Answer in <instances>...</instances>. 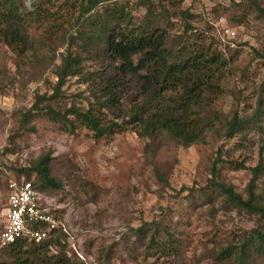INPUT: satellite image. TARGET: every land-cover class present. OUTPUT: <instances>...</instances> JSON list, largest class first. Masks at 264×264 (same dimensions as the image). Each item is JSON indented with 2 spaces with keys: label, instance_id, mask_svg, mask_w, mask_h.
Segmentation results:
<instances>
[{
  "label": "rangeland",
  "instance_id": "374dc122",
  "mask_svg": "<svg viewBox=\"0 0 264 264\" xmlns=\"http://www.w3.org/2000/svg\"><path fill=\"white\" fill-rule=\"evenodd\" d=\"M50 1L62 13L63 23L25 22L34 51L20 57L0 42V227L5 224L8 179L18 178L16 170L47 154L49 174L60 186L38 192L40 203L57 221V229L43 241L57 236L49 254L65 258L64 264H234L214 260L213 253L258 227V215L237 209L217 186L206 188V183L212 178L210 166L217 149L224 159L235 162L233 166L218 163L217 180L232 184L243 195L251 168L264 163V114L233 136L225 134L226 122L234 114L250 116L260 101L264 105V58L255 55V50L264 53V15L258 11L264 0H151L157 15L161 6L172 12L168 21L158 16L155 25L172 38L182 32L186 21L192 26L191 51L216 57L213 77L206 79L205 92L194 108L214 123L204 128V140L189 146L164 132H158L157 140L141 137L138 124L125 122L130 118L126 110L141 92L143 69L123 77L119 101L98 105V86L119 71L108 67L114 62L110 57L82 52L75 45L72 50L85 57L82 73L96 71L93 79L68 76L60 96L50 103L60 113L72 106L99 109L101 124L114 121L121 126L96 137L78 120L71 130L60 116L52 119L45 112L22 123L36 95L54 91L55 65L67 46L61 27L70 30L77 44L83 42L78 31L87 29L76 22L78 2L73 6L71 0ZM112 1L125 6L132 21L141 18L148 6L144 0ZM185 9L189 17L181 13ZM113 23L120 22L113 18ZM163 94L168 98L172 92ZM68 117L75 119L73 114ZM147 144L158 147L148 151ZM153 162L166 172L168 185L156 180ZM238 163L243 166L236 167ZM255 183V192L264 198V171ZM141 226L143 233L137 229ZM152 236L154 244L148 247ZM4 247L0 241V264H13ZM254 260L253 264H264V253Z\"/></svg>",
  "mask_w": 264,
  "mask_h": 264
},
{
  "label": "trees",
  "instance_id": "16d2710c",
  "mask_svg": "<svg viewBox=\"0 0 264 264\" xmlns=\"http://www.w3.org/2000/svg\"><path fill=\"white\" fill-rule=\"evenodd\" d=\"M144 1L148 3L145 13L137 21H132L125 6L118 5L116 1L71 0L73 6L78 2L77 13H75L76 22L87 26V29L78 31V38H82L83 42L74 43L70 30L61 27L63 32L61 39L67 42V46L60 63L55 65L57 80L54 91L51 94L36 95L32 106L22 115V123H27L35 113L45 112L52 119L59 120L60 116L63 121H67L71 130L78 120L93 130L96 137L109 133L114 126H121L114 121L101 124V116L97 115L99 109L93 111L89 108L83 111L72 106L60 113L50 103L51 100L60 96L61 87L68 76L80 75L85 81L93 79L92 75L96 71L82 73L85 57L72 50V46L75 45L79 46L82 52H94L99 57H110L114 62L108 64V67L119 71L114 76H108L103 86H98L97 90L101 93L98 96L101 99H97L98 105L110 106L119 101L118 90L123 77L131 72L138 73L140 69L145 70L141 76V92L135 95L126 110L130 113V118L125 121L134 126L138 124V133L141 137L151 136L152 140H157L158 132H164L183 146L204 140L203 130L206 127H212L214 120L203 114L202 116L194 108L199 105L205 92L206 83H208L206 79L213 77L212 65L216 63V57H209L201 50L196 53L191 51L190 46H193L194 38H191L192 31H189L192 30V26L186 21L182 32L170 38L159 25H155L158 22L156 20L158 16L169 20L172 13L170 9L161 6L162 12L157 15L150 4L151 0ZM52 4L50 0H30V3L29 0H0V42L5 43L20 57L25 56L28 50L34 51V40L30 38L25 22L34 21L38 23V26L41 21L48 19L63 23V20H59L62 13L55 11ZM100 9L103 11L100 12ZM258 11L264 15V8L258 6ZM181 13L184 17L190 16L187 9L181 10ZM113 18L119 20V25L113 23ZM257 54L264 58V53L255 50V55ZM135 55L137 60L134 61ZM164 91H171L172 94L166 98ZM68 114H73L75 119H70ZM251 114L245 117L234 114L227 120L226 136H233L251 119L254 123L261 119L264 114V105L261 101ZM157 147L158 145L154 148L153 144L146 145L148 151L152 148L155 150ZM218 163L222 165L227 163L230 166L235 164L231 159H224L221 151L217 149V155L210 166L212 178L208 179L206 188L217 186L223 197L234 207L258 215L260 224L244 232L241 240L236 244L229 243L221 246L212 257L218 262L232 260L234 264H253L254 258L264 253V198L255 192V182L264 171V163L259 161L251 168L252 175L247 183L245 195L238 193L234 186L225 180H217ZM239 164L235 166L241 168L243 165ZM152 168L156 180L168 185L167 174L161 170L160 165L153 162ZM16 171L18 178L25 176V179L30 180L38 192L44 193L49 188L60 186V182L49 174L47 154L40 156L31 165L20 167ZM137 229L143 233L144 227ZM167 236V241L170 242L171 234L167 233ZM53 241L57 242L56 235L42 243L18 238L14 242L6 243L4 248L12 256L13 264H64L65 258L49 254V245ZM153 244L154 236L150 238L148 247Z\"/></svg>",
  "mask_w": 264,
  "mask_h": 264
},
{
  "label": "built area",
  "instance_id": "2783aa9c",
  "mask_svg": "<svg viewBox=\"0 0 264 264\" xmlns=\"http://www.w3.org/2000/svg\"><path fill=\"white\" fill-rule=\"evenodd\" d=\"M6 189L1 243H11L18 238L40 243L57 229L56 218L40 203L38 191L30 180L23 176L9 178Z\"/></svg>",
  "mask_w": 264,
  "mask_h": 264
},
{
  "label": "clouds",
  "instance_id": "9594fccd",
  "mask_svg": "<svg viewBox=\"0 0 264 264\" xmlns=\"http://www.w3.org/2000/svg\"><path fill=\"white\" fill-rule=\"evenodd\" d=\"M29 3H30V0H29Z\"/></svg>",
  "mask_w": 264,
  "mask_h": 264
}]
</instances>
